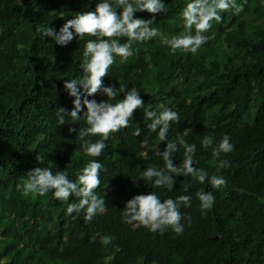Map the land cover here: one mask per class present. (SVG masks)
<instances>
[{
    "label": "trees",
    "instance_id": "1",
    "mask_svg": "<svg viewBox=\"0 0 264 264\" xmlns=\"http://www.w3.org/2000/svg\"><path fill=\"white\" fill-rule=\"evenodd\" d=\"M98 2L0 0V264H264V0H246L238 14L224 11L196 54L171 53L158 36L133 42L126 59L115 57L103 86L118 89L117 98L123 95L119 89L135 87L144 106L134 110L129 127L109 134L99 157H90L80 150L76 132L69 131L86 122L66 117L58 125L56 109L72 110L74 98L63 83L82 74L84 44L96 37L86 34L60 46L39 30L49 25L58 31L74 14L94 11ZM187 2L164 0L167 11L155 14L153 26L164 36L183 33L179 13ZM152 15L134 13L144 19ZM88 99L107 97L98 91ZM160 103L179 114L170 122L168 139L180 135L195 144L192 166L223 175L226 185L214 189L207 179L201 184L180 174L170 191L154 188L140 176L150 165L163 167L154 153L165 142L147 128L150 120L143 116L158 112ZM136 127L141 132L133 136ZM225 134L234 149L221 153L229 166L217 171V159L201 141L210 135L218 142ZM183 152L178 145L173 154V163L181 168ZM41 156L44 160L38 161ZM91 159L104 165L96 191L104 195L107 208L91 221H85L83 210L65 213L74 197L61 201L51 192L23 194L25 173L33 167H52L75 179ZM201 189L215 197L205 212L194 196ZM150 191L162 200L193 195L191 206L181 208L191 218L182 219V234L171 229L153 233L122 221L126 201ZM105 234L113 240L102 246L99 236Z\"/></svg>",
    "mask_w": 264,
    "mask_h": 264
},
{
    "label": "clouds",
    "instance_id": "2",
    "mask_svg": "<svg viewBox=\"0 0 264 264\" xmlns=\"http://www.w3.org/2000/svg\"><path fill=\"white\" fill-rule=\"evenodd\" d=\"M246 0L238 3L237 0H188L179 15L183 22L184 31L181 34L164 36L161 31L153 26L156 15L167 11L164 0H99L94 11H81L67 19L57 31L52 26L42 27L39 31L42 37H50L56 45L65 46L74 37L82 39L86 34L96 39H88L84 44L80 66L82 74L70 79H65L63 86L72 100L73 108L70 112L63 107L56 109L57 124L63 125L65 118L72 121L86 122V127H70V132H76L80 140V150L90 157H99L107 147L105 141L110 133L129 127L134 110L142 108L144 102L135 87L123 91L122 98H117L118 89L111 84L103 86L102 77L108 74L115 57L122 60L133 53V42L148 41L160 37L161 43L166 44L171 53L177 50L196 54L197 51L210 38L205 33L212 28V22H220L222 13L233 10V14L243 11ZM147 12L153 14L151 18H136L134 13ZM127 37L124 43L118 39H105L104 37ZM101 92L107 100L97 102L88 99L97 92ZM115 100V102H110ZM159 111H145L143 116L150 120L147 128L156 133L159 141L165 142L163 150L156 147L155 155L163 161V167L150 165L140 172V176L151 182L154 188L173 189L176 183L174 177L182 174L190 176L193 181L203 184L207 179L214 189L222 188L227 180L223 175L209 173L203 168L193 167L196 145L188 143L178 135L175 140L168 139L170 122L179 119L177 111L163 103L157 105ZM83 109V110H82ZM158 129V131H157ZM140 127H136L133 136H138ZM98 139H93L95 136ZM141 145L146 141L141 140ZM178 145L184 149L182 168L173 163V154L178 150ZM201 146L211 148L212 156L217 159V171L229 166L227 159H221V153L233 151L234 145L230 137L225 134L218 142L212 136L204 135ZM147 155V153H143ZM43 161L41 156L37 159ZM104 165L98 159H91L82 167L75 179L69 178L64 171H53L52 167H33L25 173L22 191L24 195L35 194L44 196L51 192L57 200L68 201L69 197L76 198L69 202L65 209L66 214L84 211L85 221H91L97 214L104 213L106 201L96 189L101 184L100 174ZM183 191L188 192L184 185ZM199 201V207L205 212L213 207L215 197L212 192L203 189L194 193ZM193 195L182 194L175 198L161 199L155 191L138 194L131 197L124 204L121 219L133 227L143 226L150 232L163 233L171 229L176 234H182L184 224L182 219L190 222V216L181 212V208L191 206ZM99 235V233H97ZM95 237H93L94 239ZM102 246L109 245L113 237L105 234L99 236Z\"/></svg>",
    "mask_w": 264,
    "mask_h": 264
}]
</instances>
